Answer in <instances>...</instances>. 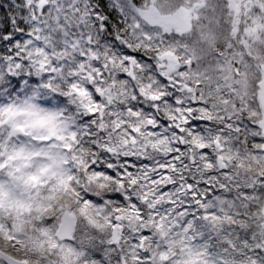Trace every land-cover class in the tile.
Returning a JSON list of instances; mask_svg holds the SVG:
<instances>
[{
  "label": "snow or ice",
  "instance_id": "6c2138e0",
  "mask_svg": "<svg viewBox=\"0 0 264 264\" xmlns=\"http://www.w3.org/2000/svg\"><path fill=\"white\" fill-rule=\"evenodd\" d=\"M0 264H264V0H0Z\"/></svg>",
  "mask_w": 264,
  "mask_h": 264
},
{
  "label": "rangeland",
  "instance_id": "374dc122",
  "mask_svg": "<svg viewBox=\"0 0 264 264\" xmlns=\"http://www.w3.org/2000/svg\"><path fill=\"white\" fill-rule=\"evenodd\" d=\"M202 0H199V3L201 2ZM191 2V1H190ZM192 3V2H191ZM210 2H208L207 0L204 1L203 4H209ZM203 15H209L207 13L203 14ZM210 18H212V21H214L215 23H217L215 20H213V18H216L215 15L214 16H211ZM209 21L210 19L207 21V22H204V23H201L199 26H197L195 24V22H193L191 24V28L192 26L193 27H196L197 30L201 31V30H207L208 27H209ZM214 32V31H213ZM224 35V30L223 28L221 29V33L220 34H217L216 35V40H219L221 37H223ZM192 39L194 40L195 39V36L193 35ZM224 43V42H223ZM222 43L220 42H216L214 43L212 46H211V49L212 50H215V51H218L219 50V46L221 45ZM199 46H197L198 48H201L203 50V56H202V59L205 61V62H208L210 61L211 59H213V57L211 56V51L209 50V48L206 46V45H203V44H199ZM249 77L252 78V73L250 72L249 74Z\"/></svg>",
  "mask_w": 264,
  "mask_h": 264
},
{
  "label": "trees",
  "instance_id": "16d2710c",
  "mask_svg": "<svg viewBox=\"0 0 264 264\" xmlns=\"http://www.w3.org/2000/svg\"><path fill=\"white\" fill-rule=\"evenodd\" d=\"M190 1L194 5L197 4V3H199V0H190ZM204 1H206V0H202L199 4H203ZM207 1L210 2V0H207ZM216 2L222 3V0H216ZM215 17L216 18H213V20H215L217 23H215L214 21H212V18H210L209 23L212 24L213 31L215 32V34H217V33L221 32V29L222 28H225L226 21L220 16V13L218 11L216 12ZM196 32H199V30H197L196 27H193L192 26V28H191L192 37H193V35L195 36V33ZM195 39H196V36H195ZM221 41L224 42V40H222V39H221Z\"/></svg>",
  "mask_w": 264,
  "mask_h": 264
}]
</instances>
